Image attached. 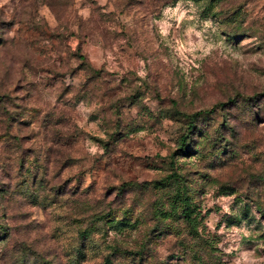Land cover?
Segmentation results:
<instances>
[{"label":"rangeland","instance_id":"rangeland-1","mask_svg":"<svg viewBox=\"0 0 264 264\" xmlns=\"http://www.w3.org/2000/svg\"><path fill=\"white\" fill-rule=\"evenodd\" d=\"M0 264H264V0H0Z\"/></svg>","mask_w":264,"mask_h":264}]
</instances>
